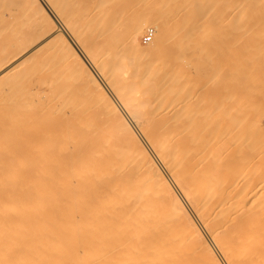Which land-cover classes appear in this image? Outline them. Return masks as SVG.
<instances>
[{"label":"bare ground","instance_id":"obj_1","mask_svg":"<svg viewBox=\"0 0 264 264\" xmlns=\"http://www.w3.org/2000/svg\"><path fill=\"white\" fill-rule=\"evenodd\" d=\"M262 115L264 0H0V264H264Z\"/></svg>","mask_w":264,"mask_h":264},{"label":"rangeland","instance_id":"obj_2","mask_svg":"<svg viewBox=\"0 0 264 264\" xmlns=\"http://www.w3.org/2000/svg\"><path fill=\"white\" fill-rule=\"evenodd\" d=\"M12 25H13V24H12ZM14 25H15V28H18V27H19V26L16 27V26H17V23L14 24ZM18 25H19V23H18ZM143 25H144V26H142V29H141V30H143V31H141V30H135V31H134V34H136L137 40H138V42H139V45H140V47H142L141 50H143V49L145 50V48L148 49V46H150L151 44H153V43L155 42V40H156V32H157V28H156V25H155L154 23H151V22H150V23L143 24ZM12 27H14V26H12ZM138 33H139V34H138ZM141 33H142V34H141ZM210 33H211V31H209V30L207 29L205 35H209ZM57 38H58V39L55 38L56 42H54L55 40L53 41V43H54V44L52 43L53 45H57V44H56L57 41L61 40V38H60L59 36H58ZM139 38H140V39H139ZM59 44H61V42H60ZM57 46H58V45H57ZM57 46H56V47H57ZM144 46H145V47H144ZM52 47H53V48H52ZM54 49H55L54 46H50V50H51L52 52H55L56 54H59V55L62 54V53H59V52H58L59 50L57 51L56 49H55V50H54ZM147 49H146V50H147ZM201 51H202L204 54H206V52L203 51L202 49H201ZM49 52H50V51H49ZM50 53H51V52H50ZM66 53L68 54V52H65V53H63V55H61V57L63 56L62 58H61V57H58L59 55H57V58H55L54 54H52L53 57H54L55 59H52V60H54V61L51 60V62H54L53 64H51V68H52L54 65H55V67L57 68V66H56L57 63L55 62V60H56V59L58 60V58H60V60L62 59V60L66 63V64L63 63L62 65H65V66L67 67V66H68V65H67V61H68V59L65 58V56L67 57L68 55H67ZM56 54H55V55H56ZM51 58H52V56H51ZM60 60L57 61V62H58L57 65L59 66V68H60V65H59V64H61V63L63 62V61H60ZM59 61H60V63H59ZM68 63H69V61H68ZM183 63H189V64L191 65V67H192L193 70H195V68H196L195 65L193 64V58H191V57L185 58V59L183 60ZM52 65H53V66H52ZM65 66H64L63 68L57 69L59 73L62 72L61 74H63V72H66L65 75H62L61 78H59L60 80H63V82H62V88H64L63 86L65 85L66 82H68V81H66V79H70V76H69L70 73H69L68 70H67L69 66L67 67V69H66ZM61 67H62V66H61ZM56 68H55V69H56ZM55 69H54V67H53L54 72L56 71ZM61 69L64 70V71H62ZM51 71H52V69H51ZM32 73H34V72H32ZM38 73H39V72L35 73V75L32 74V76H31V73H30V74H29V73L25 74L26 77H28V75H29V77H30V80H27V82H29V83L31 82V85H29L30 87H34V86H37V85H38V86H39V85H42V86L44 85V83H43V78H42V77L44 76V74H43V72H40V74L42 73L41 76L43 75L42 77H40V74L38 75ZM55 73H57V71H56ZM55 73H52V74L54 75V77H53V76H51V77L55 78V76L58 77L59 75H61V74L55 75ZM67 73H68V75H67ZM193 73H194V71H193ZM193 73H192V74H191V73L189 74L190 77H189L188 82H189V84H191V85H194V84H196V83L198 82V78H197V76H195ZM45 74H47V73H45ZM204 74H205V78H206V79H207V78L209 79V77H211V71H209V70H205V71H204ZM70 75H71V74H70ZM47 76H48V74H47ZM47 76L45 75L44 77H47ZM63 76H64V77H63ZM71 76H72V78H71V80H69V81L71 82L72 79H73V82H75V81H76V80H75V79H76V78H75L76 76H75V77H73V75H71ZM218 76H219V74H216V75H214V77L211 78V84H215V86H214L215 88H217V87L219 86V84L217 83V82L219 81V80H217V79H218ZM26 77H25V78H26ZM29 77H28V78H29ZM62 77H63L64 79H63ZM65 77H66V79H65ZM28 78H27V79H28ZM37 78H38V79H37ZM53 78H52V79H53ZM74 78H75V79H74ZM40 79H41V80H40ZM50 79H51V78H50V71H49V76H48L46 79L44 78V82H45V81H50ZM52 79H51V81H52ZM54 80H55V79H54ZM64 80H65V82H64ZM40 81H41V82H40ZM73 82H72V83H69V82H68V84H70L69 87L72 86ZM214 82H215V83H214ZM29 83H27V85H28ZM63 83H64V85H63ZM60 85H61V83H60ZM75 85H76V84L74 83V86H75ZM66 86H67V84H66ZM66 86H65V87H66ZM74 86H72V87H74ZM72 87H71V88H72ZM43 88H44V87H43ZM56 88H58V89H56ZM56 88L53 89V90H54V92H53L54 94H55L56 92H58V91L61 93L62 90L65 91L64 94H66V95H67V94H70L69 90H67L69 93H66V90H65V89H68V88H65V89H62V90H61V89H60L61 86H60V88H59V84L57 85ZM71 88H69V89H71ZM75 89H76V88H74V90H75ZM70 91H71V90H70ZM72 91H73V89H72ZM72 91H71V92H72ZM75 91H76V90H75ZM75 91H73V92H75ZM73 92H72L71 94H73ZM76 92H78V90H77ZM76 92H75V94H76ZM79 92H80V91H79ZM82 92H83V91H82ZM53 93H52V95H51V101H52V102H50V104L52 105L53 108H54V107L57 108V106L60 107V103H61V102H62L63 105H64V103H66V102L68 101V100L65 101V98H63L65 102L63 101V99L60 100V98H59L60 95L57 94V95H59V96H58V99H59V100H58V99L56 98L57 96L55 97V95H54ZM83 93H84V92H83ZM83 93H81L82 95H81L80 93H78L77 96L79 97V94H80V95H81V96H80L81 98L84 96V98H86V99H88V100H87V101H81L83 104L80 105L81 102L77 100V99H79V98L75 95V97H77V99H76V98H75V99H76L80 104H79L78 102L76 103V101H74L73 103H74L76 106H78V107H83V106H90V107H91V106H94L95 103H94V104H93V103H89V102H92V98L89 97L90 95H88L87 92L84 93L85 95H84ZM88 93H89V92H88ZM90 93H91V92H90ZM90 93H89V94H90ZM94 94H96V93L93 92L91 95H94ZM66 95H63V94H62V96H66ZM62 96H61V98H62ZM94 96H95V97H93V98H94V99H93V102H95V100L98 99V98L96 97V95H94ZM53 97H55V98L53 99ZM71 97H73V100H74V96H71ZM43 98H44V100L46 99V97H43ZM81 98H80V100H83V99H81ZM96 98H97V99H96ZM89 99H90L91 101H89ZM56 100H57V101H56ZM71 100H72V99H71ZM54 101H56V104H55ZM69 101H70V99H69ZM69 101H68V102H69ZM84 102H85V105H84ZM96 102H98V100H97ZM62 103H61V104H62ZM54 104H55V105H54ZM67 104H68V103H66V105H67ZM69 104H70V103H69ZM71 104H72V103H71ZM74 104H73V105H74ZM78 104H79V105H78ZM91 104H93V105H91ZM61 106H62V105H61ZM96 106H97V105H96ZM96 106H95V107H96ZM59 107H58V108H59ZM253 112L256 113V112H257L256 109H254L251 113H253ZM251 115H253V114H251ZM254 115H255V114H254ZM260 123H261L262 131L264 132V115L261 116Z\"/></svg>","mask_w":264,"mask_h":264}]
</instances>
